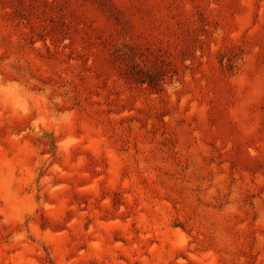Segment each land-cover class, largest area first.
Returning <instances> with one entry per match:
<instances>
[{"label":"rangeland","instance_id":"obj_1","mask_svg":"<svg viewBox=\"0 0 264 264\" xmlns=\"http://www.w3.org/2000/svg\"><path fill=\"white\" fill-rule=\"evenodd\" d=\"M0 264H264V0H0Z\"/></svg>","mask_w":264,"mask_h":264}]
</instances>
